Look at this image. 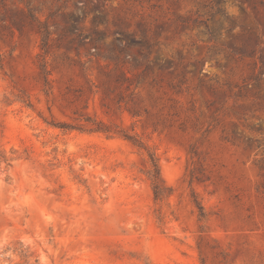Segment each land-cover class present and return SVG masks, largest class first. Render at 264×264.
Masks as SVG:
<instances>
[{
  "label": "rangeland",
  "instance_id": "rangeland-1",
  "mask_svg": "<svg viewBox=\"0 0 264 264\" xmlns=\"http://www.w3.org/2000/svg\"><path fill=\"white\" fill-rule=\"evenodd\" d=\"M0 264H264V0H0Z\"/></svg>",
  "mask_w": 264,
  "mask_h": 264
},
{
  "label": "trees",
  "instance_id": "trees-1",
  "mask_svg": "<svg viewBox=\"0 0 264 264\" xmlns=\"http://www.w3.org/2000/svg\"><path fill=\"white\" fill-rule=\"evenodd\" d=\"M26 104L30 105V103H26ZM87 120H90L91 122L90 125L88 126L90 130H98L104 133L111 132V130L109 129V126L105 124L104 122L97 121L95 119H87ZM60 126L62 128H67L70 125L67 123H62ZM113 132L127 139L129 142L132 143L133 146L137 147L138 149L146 150L147 162L149 164L146 174H147V178L150 181V185L153 191L154 198L163 199L164 197H166L169 194L171 189L169 186L165 184L161 176L158 157L156 156V154L152 150L148 149L146 145L143 143V141L136 134H130L122 130L113 131Z\"/></svg>",
  "mask_w": 264,
  "mask_h": 264
}]
</instances>
